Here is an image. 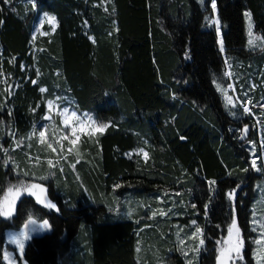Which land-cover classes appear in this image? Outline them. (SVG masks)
<instances>
[{"label":"trees","instance_id":"1","mask_svg":"<svg viewBox=\"0 0 264 264\" xmlns=\"http://www.w3.org/2000/svg\"><path fill=\"white\" fill-rule=\"evenodd\" d=\"M208 2L0 0V68L10 84L20 82L15 92L5 93L0 119L25 139L45 99L58 94L109 125L80 142L74 167H65L66 161L63 168L54 167L57 180L48 192L57 209L22 193L12 216H0V243L5 228L18 227L30 214L49 221V230L25 242L26 264H213L216 237L230 217L235 215L243 234H249L256 172L228 129L238 121L230 117L213 81L227 83L223 54L243 63L264 61L258 50L246 47L243 19L248 10L253 30L264 36V0H215L223 52L214 26L204 20L212 14ZM41 10L57 23L33 50L31 31ZM22 64L30 65L27 79ZM258 106L251 105L255 111ZM250 128L256 137L255 127ZM138 146L147 150V160L123 155ZM27 150H11L17 160L12 164L0 149V198L22 178L20 162ZM75 168L81 170L79 180ZM168 192L175 193L172 219L185 220L192 212L204 226V246L191 262L170 236L169 217L155 218L160 219L157 230L142 216V207L131 215H113L121 195L144 199ZM140 227L151 232L143 255L137 250ZM250 247L247 242L242 264L253 263Z\"/></svg>","mask_w":264,"mask_h":264},{"label":"rangeland","instance_id":"2","mask_svg":"<svg viewBox=\"0 0 264 264\" xmlns=\"http://www.w3.org/2000/svg\"><path fill=\"white\" fill-rule=\"evenodd\" d=\"M26 1L30 2L31 0ZM104 1L106 2L107 0ZM197 1L203 5L206 0ZM208 5L212 10V14H205L204 20L207 26H214L217 32V41L219 43V48L221 50V28L219 20L215 15L216 8H213V0H209ZM246 13H249V11H243L246 47L253 50H258V53L262 54L263 58L264 36L257 34L253 30L252 19L250 35L249 17L246 15ZM46 14L47 16H54L52 13L46 10H41L38 14L36 22L33 25L30 40V45L33 50H36L35 41L39 37L50 34L56 27L57 21L55 20V25L48 23ZM249 40L253 41L252 45L249 44ZM223 55L225 66L222 77L227 78V83L224 85L215 79L213 83L216 90L217 84L221 85L222 88H227V85L230 83L233 85L234 91L229 89L228 95L233 97V103L236 104V107H232V105L228 104L222 92L218 90L217 91L219 92L222 102L228 110L230 117L238 121L235 125H228V129L229 131H234V139L239 146L244 148L248 167H250L253 172H256V176L254 177V179H252V188L255 190V196L253 201L251 202L249 222L247 225L249 234L247 236L243 234L242 225L237 220V217L235 215L230 217V219L222 229V232L218 237H216L214 244L215 257L213 264H218L217 257L221 256V250L230 247V245L225 243V241L228 240V227L230 226L233 217H235L237 221V227L239 228V237L242 240V247L239 255H237L236 253H231V258L226 259L225 264L244 263L246 261L244 250L247 242L251 244L250 256L252 257V264H264V244L257 245L255 243V240L259 239L261 237V233L264 232V61L262 59V64H257V62L254 63L253 61L252 63H248L249 61L243 63L238 58L227 56L226 54ZM226 61L227 64L225 63ZM228 65H230L231 67L229 68ZM22 68L26 73L24 79H27V72L30 69V65L22 64ZM226 71L231 72V78L224 75ZM19 85L20 82L18 81V79L13 82V84H10L8 75L0 68V103H2V105L6 102L5 93L7 95H9V93L12 94L13 92H15L16 88L19 87ZM40 88H44V86H40L39 90ZM255 93L258 95V97L256 98L254 95ZM248 100L251 101V104H247ZM49 101H52L51 107H49ZM257 103H259V106L255 111L251 107V105ZM38 104L39 102H37L35 106H30L29 110L31 112L35 111ZM44 104L45 107L43 112L39 116L40 118L31 124L30 130L28 131L25 139L21 140V138L17 137L11 129V126L5 123L3 118L0 119V127H2V134L0 136V149L6 155L5 162L12 164L17 163L16 158H14V156L11 154V150L18 149L19 151L23 152L26 151L27 148H30L27 150V157L24 156L23 158H21L22 160L20 162V167L22 171L20 170V174L22 178L16 179L15 183L12 182V184L7 186L6 190L0 198V204L5 201V196L8 193L9 188H13L14 192L16 188H20V191L16 195L15 203L18 197L22 193H25L32 195L38 203L46 206V203L50 202L55 205V207L52 208L57 209L55 200L50 197L48 192L49 185L54 186L57 180V176L54 172V167H58L59 169L63 168L64 161H66L65 167H67V163L68 167H74V163L78 160V156L80 153V142L84 140L86 141V137H91L99 133L91 128L89 118H91L97 124H108L107 121L96 118L89 111L76 110L73 106V100L65 96L55 94L52 98L45 99ZM245 105L250 108L249 112L244 111ZM65 109L67 110V112L64 111ZM72 113H75L78 119H72ZM244 117L245 119H243ZM65 120L69 121V127H65ZM251 124L255 127L256 137H254L250 132ZM72 126H75L77 128V132L75 135H69L71 133ZM41 131L45 133L44 137L39 136V133ZM65 135H68L69 138L65 139ZM3 138H6L5 143H2L1 141V139ZM73 139L76 140V143L74 145L70 142ZM49 144H52V148L48 147ZM140 149H143L145 152H147L144 146H138L125 150L123 152V155L127 158H140L143 160L145 158L143 154L139 152ZM253 159L256 160V168L252 167ZM49 161L52 162L51 165ZM25 164L27 165V167H32V170L29 169L28 171V169H25ZM73 171V176L79 180L81 177V170L79 168H75L73 169ZM67 172L70 173V171L68 170ZM21 185H23V187H21ZM30 185H38L39 187L29 188L28 186ZM39 188H43L44 192L40 193ZM199 188L200 187H196V189L198 190L196 194L198 196H201L202 190ZM246 192V188H242L240 190V194L242 195H245ZM174 194L175 193L168 192L165 195L162 194L156 197H146L144 199H134L129 198L128 195H121L118 201L115 203L113 215H131L135 212L138 213L139 208L142 207L146 210L142 216L144 218H149V224L151 223L152 225L156 226L155 228L157 230H159L157 221L159 222L160 219L155 220V218H157V216L158 218L169 217L167 218V220L170 222V236L173 238L179 251H181L185 259L191 262L204 246V226L198 222V217L195 214H191L192 212L188 213L185 220L180 218H171V215L175 214L176 212L174 205ZM37 196H41V199L45 202L41 203L40 201H38ZM192 196L193 193L191 192L190 197ZM188 202L190 205H193V200L189 199ZM15 203L12 206V213L14 212ZM161 211L165 212L166 215H160L159 213ZM153 213H156V215H153ZM185 213L187 214V212ZM181 214H184V212H181ZM28 217L29 215L18 227H7L3 230V239L0 243V257L2 263L0 264H26L23 258V252L21 253L16 244L10 242V237L13 234L18 233L23 228L24 224L28 220ZM32 217L34 219H37L34 216ZM44 219H37V223L39 224ZM254 220L257 221V223L254 224ZM193 221H195V224L192 223ZM161 222H163V220H161ZM197 227L201 229V233L196 234V236L194 237L193 233H195ZM254 228L256 229L255 231L253 230ZM29 231L32 235L42 233L47 230L31 231L30 227ZM149 233L151 232L145 230L144 227H140L137 231V250L140 255L144 254L145 246H148L149 241H147L146 238H148V236L150 235ZM235 237L236 233L234 230L233 240H235ZM201 240H203V244H201ZM5 254L7 255L8 259H5ZM225 255L227 256L228 254L225 253ZM240 257H242V259ZM222 259H224V257H222Z\"/></svg>","mask_w":264,"mask_h":264},{"label":"snow or ice","instance_id":"3","mask_svg":"<svg viewBox=\"0 0 264 264\" xmlns=\"http://www.w3.org/2000/svg\"><path fill=\"white\" fill-rule=\"evenodd\" d=\"M33 6H35V4ZM213 8L215 9V0H213ZM246 15L249 17V28H250V35H251V14L246 13ZM46 18H47L48 23L55 25L56 18L54 16H47V14H46ZM0 23H2V22H0ZM249 44L252 45L253 41L249 40ZM221 51L222 52L224 51L222 41H221ZM225 63L227 64V61ZM228 67L230 68L231 66L228 65ZM224 75L226 77L231 78V72L230 71H226L224 73ZM32 83L35 84L36 81H32ZM216 87H217L218 91L222 92V94L225 97L226 102L228 104L232 105V107H236V104L233 103V97L228 95L229 89L234 91L233 85L230 83L227 85V88H222L221 85L217 84ZM40 91L43 93L46 91V89L40 88ZM48 103H49V107H51L52 101H49ZM247 104H251V101L248 100ZM64 111L67 112L66 109ZM244 111L249 112L250 108L245 105ZM71 118L72 119H78L76 117L75 113L71 114ZM89 122H90L91 128H93L95 131L100 132V133H103V131L109 126L108 124H104V123L97 124L91 118H89ZM64 123H65V127H69V121L68 120H65ZM81 124H82V122H81ZM76 132H77V128L75 126H72L71 127V133L69 135H75ZM44 135H45V133L43 131H41L39 133L40 137H44ZM64 138L68 139L69 137H68V135H65ZM70 142L74 145L76 143V140L73 139ZM48 147L52 148V144H49ZM53 150H55V149H53ZM139 152L142 153L144 158L147 160L148 153L145 152L143 149H140ZM49 163H50V165L52 164L51 161H49ZM252 167L256 168V160L255 159L252 160ZM208 183L211 186V185H214L216 182L215 181H209ZM21 187H23V185H21ZM28 187L29 188H38L39 186L38 185H30ZM117 187H119V185H117ZM19 191H20V188H16L15 192L13 191V188L8 189V193L5 196V201L2 204H0V216H3V217L12 216V206L15 203V198H16V195L18 194ZM39 191H40V193H43L44 189L39 188ZM228 197L231 200L233 198V192H229ZM37 200L40 201L41 203L45 202L44 200L41 199V196H37ZM46 206L49 208L55 207V205H53L50 202L46 203ZM205 207L207 208V205ZM159 214L160 215H166V213L163 211H161ZM153 215H156V213H153ZM192 223L195 224V221H193ZM253 223L255 224V223H257V221L254 220ZM30 227H31V231L48 230L50 228V223L47 219H44L42 222H40L38 224L37 219H34L31 214L29 215L28 220L24 224L23 228L18 233L13 234L10 237V242L16 244L18 246V248L20 249L21 253L23 252L25 241H27L31 238V234L29 231ZM234 230L236 233L235 240H233V231ZM253 230L255 231L256 229L254 228ZM198 233H201V229L199 227L196 228L195 233H193V236L195 237L196 234H198ZM228 233H229V237H228V240L225 241V243L229 244L230 247L227 249L221 250V256L217 257L218 264H225V260L231 258V253H236L237 255H239L241 247H242V240L239 237V228L237 227V221H236L235 217H233L232 222H231L230 226L228 227ZM255 243L257 245L264 244V232L261 233V237L259 239L255 240ZM201 244H203V240H201ZM225 253H227L228 255L226 256ZM222 257H224V259H222ZM240 258L242 259V257H240ZM5 259H8L6 254H5Z\"/></svg>","mask_w":264,"mask_h":264}]
</instances>
